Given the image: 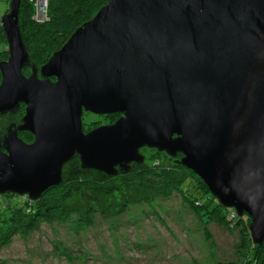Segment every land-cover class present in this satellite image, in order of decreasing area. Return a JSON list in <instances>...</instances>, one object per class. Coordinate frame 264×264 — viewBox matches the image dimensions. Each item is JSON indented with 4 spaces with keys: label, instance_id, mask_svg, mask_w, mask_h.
Wrapping results in <instances>:
<instances>
[{
    "label": "water",
    "instance_id": "1",
    "mask_svg": "<svg viewBox=\"0 0 264 264\" xmlns=\"http://www.w3.org/2000/svg\"><path fill=\"white\" fill-rule=\"evenodd\" d=\"M19 5L10 0L0 18V115L25 105L0 138V194L39 197L75 155L112 175L142 163L144 147L180 153L262 241L264 0H106L40 68L30 64ZM84 112L120 116L84 132Z\"/></svg>",
    "mask_w": 264,
    "mask_h": 264
},
{
    "label": "trees",
    "instance_id": "2",
    "mask_svg": "<svg viewBox=\"0 0 264 264\" xmlns=\"http://www.w3.org/2000/svg\"><path fill=\"white\" fill-rule=\"evenodd\" d=\"M10 1V0H8ZM106 4V0H47L43 19H37L34 0H20L18 26L29 55L30 64L40 68L51 54L65 43L71 33L91 19ZM8 12V9L6 10ZM0 41L7 45L0 25ZM0 50V62L7 51ZM26 66L24 75H29ZM1 77V75H0ZM24 104L16 112L0 115V138L11 124H19L24 114ZM120 114L102 115L104 123H113ZM101 121L83 122V130L99 125ZM18 136L30 142L28 131H18ZM142 163H130L127 170L108 175L94 168H83L75 155L62 169L61 181L46 188L39 197L6 192L0 194V251L13 238H28L40 230L43 223H65L72 219L89 226L95 218H118L134 205L151 203L177 194L195 214L207 215L241 235L234 262L221 264H264V237L259 244L252 242L249 233L250 217L238 215L233 208L220 204L202 179L181 162L182 154L170 155L157 149L141 148Z\"/></svg>",
    "mask_w": 264,
    "mask_h": 264
},
{
    "label": "rangeland",
    "instance_id": "3",
    "mask_svg": "<svg viewBox=\"0 0 264 264\" xmlns=\"http://www.w3.org/2000/svg\"><path fill=\"white\" fill-rule=\"evenodd\" d=\"M8 7V0H0V18ZM4 46L0 41V50ZM82 116L84 123L103 121L102 115L85 113ZM211 220L205 214L198 216L192 212L179 195L173 194L166 199L131 206L118 218L97 217L89 226L72 219L52 225L43 223L40 230L28 238H13L0 251V264H221L236 261L241 240L239 229L228 231L224 224Z\"/></svg>",
    "mask_w": 264,
    "mask_h": 264
},
{
    "label": "built area",
    "instance_id": "4",
    "mask_svg": "<svg viewBox=\"0 0 264 264\" xmlns=\"http://www.w3.org/2000/svg\"><path fill=\"white\" fill-rule=\"evenodd\" d=\"M36 4V18L37 19H43L44 9L46 7L47 0H34Z\"/></svg>",
    "mask_w": 264,
    "mask_h": 264
},
{
    "label": "flooded vegetation",
    "instance_id": "5",
    "mask_svg": "<svg viewBox=\"0 0 264 264\" xmlns=\"http://www.w3.org/2000/svg\"><path fill=\"white\" fill-rule=\"evenodd\" d=\"M85 113H87V112H84L83 114H85ZM90 114V113H89ZM83 117V116H82ZM104 124H107V123H104ZM101 125V124H100ZM97 126H99V125H96V126H92L90 129H87V127H86V130H91V129H93V128H95V127H97ZM88 131H85V132H88Z\"/></svg>",
    "mask_w": 264,
    "mask_h": 264
},
{
    "label": "bare ground",
    "instance_id": "6",
    "mask_svg": "<svg viewBox=\"0 0 264 264\" xmlns=\"http://www.w3.org/2000/svg\"><path fill=\"white\" fill-rule=\"evenodd\" d=\"M245 213V212H244Z\"/></svg>",
    "mask_w": 264,
    "mask_h": 264
}]
</instances>
